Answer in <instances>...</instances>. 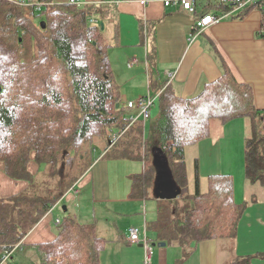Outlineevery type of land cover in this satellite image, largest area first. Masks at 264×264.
<instances>
[{
	"label": "trees",
	"instance_id": "obj_1",
	"mask_svg": "<svg viewBox=\"0 0 264 264\" xmlns=\"http://www.w3.org/2000/svg\"><path fill=\"white\" fill-rule=\"evenodd\" d=\"M26 1L30 4L0 0V161L7 175L29 183L17 194L0 197V264L8 252L33 264H101L107 240L95 223H82L70 213L61 218L53 241L22 242L101 155L143 161L144 172L132 176L131 195L155 197L157 171L150 160L156 148L166 156L181 193L158 200V217L147 224L155 240L178 241L189 254L202 240L235 239L248 202L236 201L230 173L209 175V188L202 191L198 158L191 191L186 149L211 137L214 122L245 119V179L263 189L264 109L255 105L252 86L239 81L225 62L222 75L194 96L182 97L160 84L159 112L147 128L141 118L131 121L113 75L108 57L113 43L105 22L109 5L44 1L39 10L40 2ZM233 8L208 1L195 14L223 15ZM154 52L147 56L151 75ZM32 159L36 173L29 170ZM254 257L264 252L242 257L238 264H251Z\"/></svg>",
	"mask_w": 264,
	"mask_h": 264
},
{
	"label": "crops",
	"instance_id": "obj_2",
	"mask_svg": "<svg viewBox=\"0 0 264 264\" xmlns=\"http://www.w3.org/2000/svg\"><path fill=\"white\" fill-rule=\"evenodd\" d=\"M83 1L91 5H109L110 9L105 15L106 26L114 29L113 44L125 49V58L128 55V63L120 67L112 66L116 81L119 84H122L120 80L131 84L147 80L146 92L141 88L132 97L127 93L122 95L125 107L129 101L149 92L158 94L161 92L157 89L160 84L165 87L170 85L182 97L194 96L222 75V64L225 62L239 81L252 86L255 105L264 109V37L260 35L263 14L258 8L255 7L246 14H241L242 10L235 11L193 38L197 15L177 6H166L165 0ZM208 1L215 0H200L199 12ZM92 19L96 21L95 18ZM152 49L155 50L156 57L154 75L149 72L147 60L148 52ZM128 111L131 115L137 113L135 109L128 108ZM234 122H219L220 126L213 131L211 137L192 146L199 157L200 172L203 162L206 164L205 176L230 173L231 166L236 162L237 146L233 144L238 123ZM243 131L244 129L241 132ZM239 146L244 151V147ZM130 161L106 159L102 155L98 157L76 183L79 193L60 200L26 235L22 244L36 245L53 241L57 237L56 220H61L65 213H70L82 223H95L98 234L107 240L100 254L101 264H143V245L129 240L128 230L132 226L140 228L141 236L146 232L153 246L158 247L154 250L151 264H238L242 257L264 252V188L252 187L246 181L245 174L246 192L242 196L244 200L249 198V201H246L248 205L240 220L238 234L233 239V247H228L226 251L222 243L227 240L206 239L194 244L192 251L187 254L188 251L178 241L154 245V242L160 241L155 240V233L148 229L147 224L157 219L158 200L162 199L156 198L157 214L149 219L147 213L142 211L146 198L131 195L132 176L143 173L145 165L141 169V166ZM29 170L32 173L38 170V164L33 159L29 163ZM193 175L195 178V173ZM188 176L190 185L192 177L189 170ZM28 184L27 180L7 175L4 162L0 161V197L17 194L25 190ZM238 198L236 187L235 199L240 202ZM99 206L101 208L98 212L96 208ZM251 264H264V257H254Z\"/></svg>",
	"mask_w": 264,
	"mask_h": 264
},
{
	"label": "rangeland",
	"instance_id": "obj_3",
	"mask_svg": "<svg viewBox=\"0 0 264 264\" xmlns=\"http://www.w3.org/2000/svg\"><path fill=\"white\" fill-rule=\"evenodd\" d=\"M107 34H108V39L109 41H111L112 43H115V33H114V29L111 26H108L106 28ZM144 46V45H143ZM143 46H139V47H143ZM118 46H115V44L112 45V47L110 48V50L108 51V57L109 60L112 64V66L114 65V67H120L122 65H124L126 62L128 63V55L125 58V55L123 54V52L125 51L124 48H117ZM122 84L121 85V90H122V95H124L125 93L128 94L129 97H132L135 95V93H137L141 88L143 89L144 92L147 91V80H138V83H125L122 80H120ZM123 103L125 104L126 101L125 99L123 100ZM133 110V109H132ZM159 112V101L156 102L155 106L153 107L152 110V117L155 118L156 115H158ZM234 123H238L237 127H235V132H234V144L236 147L235 149V159L236 162L231 166V170H230V174L233 176L234 178V183H235V189L237 187L238 190V199H239V203L242 202H246L249 198H247V200L243 199L244 192H246L244 190V174H245V138L247 135V131H249L248 129V122L245 119H236L234 120ZM147 124V128H149V122L150 120L146 121ZM220 126L219 122H214L213 128H214V132L215 130L218 129V127ZM242 129H244L243 132ZM242 145L244 147V151L242 150V147L239 146ZM240 147V148H239ZM195 147L189 146L186 149V160H187V165H188V170L189 172L191 171V177L192 179L194 178L193 173H195V159L196 157L199 159L197 152L195 151ZM100 147L96 152V155L100 154ZM154 160L155 158L153 157V159L150 160V165L153 164L154 165ZM130 162H133L132 164L137 165V166H144V162L140 161V160H131ZM203 168L202 171L200 172L201 174V189L202 191H207L209 188V180H208V176H205L204 173H207V167L206 164L203 162ZM156 168V166H155ZM228 171V170H227ZM203 172V174H202ZM221 172H226V171H221ZM190 180V190L195 192V184L194 180ZM192 181V183H191ZM194 185V187H193ZM263 192L261 191V194ZM241 197V198H240ZM261 198V197H260ZM243 199V200H242ZM249 201V200H248ZM238 202V201H237ZM157 203V199L153 196H150L149 198L145 199V208L144 210H142L143 212L145 211V213H147L148 218H152V215H156V204ZM89 207L91 208V206L89 205ZM100 206L99 208H96L97 211H100ZM73 209V208H72ZM226 249V251L229 249L228 247H233V245H235L233 239L224 241V243H222ZM18 247V245H16ZM156 248H158L157 246H154V250H156ZM231 252H233L232 250H230ZM228 254V252H226V255ZM33 259H23L20 256V253H15L13 258H8L5 261V264H33L32 262Z\"/></svg>",
	"mask_w": 264,
	"mask_h": 264
},
{
	"label": "built area",
	"instance_id": "obj_4",
	"mask_svg": "<svg viewBox=\"0 0 264 264\" xmlns=\"http://www.w3.org/2000/svg\"><path fill=\"white\" fill-rule=\"evenodd\" d=\"M19 1L21 3L30 4L29 2L27 3L26 0H19ZM112 1L117 2L118 0H112ZM215 1L231 4L234 8L232 11L226 12L223 15H216L214 13H208V14L201 16L200 18H197L195 21V24H194V31L195 32L192 36L193 38L195 37V35L202 33L209 26L219 22L222 18L230 16L235 11L244 10L249 6H255L263 14V21H262V27L260 29V34L264 37V0H215ZM199 2H200V0H165V5L166 6H171V5L177 6L179 8H182L183 10H186L190 13L195 14L197 9H198ZM69 3L76 4L79 6H82L85 4V2L83 0H69ZM44 4H46V3H39L38 9L40 10ZM91 21H94V19H91ZM159 94L160 93L152 94L149 92L147 95L141 96L136 100L129 101L127 103V107L130 109L137 110L136 114L131 115V121L135 122L136 120H138L140 118L144 122L149 120L151 115H152V108L155 105V102H156ZM78 193H79V189L77 187V184H75L62 197V199L68 198V197H70V195L74 196ZM56 205H54V206H56ZM54 206L51 208V210L49 212L52 211ZM59 223H60V220L57 219L56 224H59ZM145 229H146V227H145ZM128 232H129V240L133 243H141L145 249V256H144L143 264H151L152 258L154 255V246L151 243V240L146 235V232L143 236H141V230H140V228H138L136 226L130 227ZM10 254H11V252H8L7 254H5L4 261H6L10 257Z\"/></svg>",
	"mask_w": 264,
	"mask_h": 264
},
{
	"label": "water",
	"instance_id": "obj_5",
	"mask_svg": "<svg viewBox=\"0 0 264 264\" xmlns=\"http://www.w3.org/2000/svg\"><path fill=\"white\" fill-rule=\"evenodd\" d=\"M42 26L45 27V22H42ZM101 26L104 28V23H101ZM154 158V165L157 171L154 186L155 198L162 200L177 198L181 193V189L172 176L166 156L160 149L156 148L154 149ZM154 245H166V242H154Z\"/></svg>",
	"mask_w": 264,
	"mask_h": 264
}]
</instances>
